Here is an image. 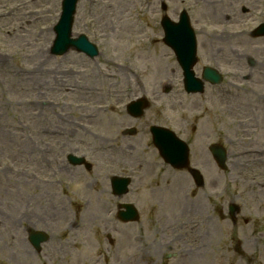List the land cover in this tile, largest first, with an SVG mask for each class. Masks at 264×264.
Segmentation results:
<instances>
[{
  "label": "rangeland",
  "instance_id": "1",
  "mask_svg": "<svg viewBox=\"0 0 264 264\" xmlns=\"http://www.w3.org/2000/svg\"><path fill=\"white\" fill-rule=\"evenodd\" d=\"M61 1L0 0V264H160L168 253L175 254L168 264H264V153H242L264 150V103L244 94L234 99L241 91L232 93L226 81L218 94L209 88L203 95L181 94L173 61L154 57L160 47L154 46V0H78L73 36L84 34L99 55L52 56ZM263 42L226 45L223 72H229V60L245 55L257 60L254 69L264 70ZM240 69L248 72L244 61ZM162 83L173 85L172 92L164 94ZM145 89L154 101L141 121L154 120L189 144L203 187L171 170L153 146L146 149L145 135L110 138L109 125H118L124 113L105 109L114 105L108 102L114 95L129 101ZM79 102L99 112L92 146L109 143L115 159L95 155L88 159L91 172L81 170L77 183L66 187L50 173L59 169L60 148L83 154L79 138L69 136L82 137ZM215 141L228 150L226 171L207 151ZM125 145L132 152L119 158ZM122 168L134 174L121 200L138 209L136 223L117 222V200L103 193L107 175ZM231 203L240 208L235 222L227 214ZM28 229L49 235L39 253L28 245ZM155 249L161 254L155 256Z\"/></svg>",
  "mask_w": 264,
  "mask_h": 264
},
{
  "label": "flooded vegetation",
  "instance_id": "2",
  "mask_svg": "<svg viewBox=\"0 0 264 264\" xmlns=\"http://www.w3.org/2000/svg\"><path fill=\"white\" fill-rule=\"evenodd\" d=\"M258 8H262L263 12H260V15L256 16L255 10ZM184 12L186 13L189 24L194 29L196 35L195 41L197 61L193 69L194 72L197 73L200 71L199 61L201 57L211 59L215 64H220L223 48L222 43H249L251 40V38L248 36L249 33L251 34L250 31L240 32L238 34L239 37L234 38L230 37L229 35H225L224 37L219 36L216 31L207 33L205 29L207 27L216 29L217 27H222L224 25H228L232 28L241 27L243 29L254 27L256 21L261 22L264 20V0H154V23L156 25L155 27L157 28L156 33H160V21L163 17H167L172 22H178L180 19V14ZM160 40H163L162 35L157 37L154 41L158 43ZM160 44L164 45L165 48L160 49L158 54L160 56H170L173 60H175L173 51L169 47L165 46L162 41ZM236 54L243 56L242 54ZM243 58L246 59V57H236V60L233 62L232 66L236 71H240ZM172 72H175V70ZM233 76L239 77V75ZM247 78L254 83V85L251 87L253 91L264 89V71L259 72L258 75H255L253 72H251ZM120 102L121 100H117V103ZM79 114L86 120V122H90L91 125L95 124V114L93 112L90 114L89 111H85L79 112ZM128 118L137 124V132L138 130H143L144 125L141 121H139L140 119H134L131 117ZM124 124L125 120L113 127L120 128ZM71 135V139L79 138L78 142H80L81 146L84 147L83 154H80L83 157L95 159L98 155H100L105 157L107 160L113 161V154H106L93 150V146L90 141L91 132L87 129L83 130L81 138L76 133H71ZM110 138H114V135ZM56 153L59 155L57 158L59 163L57 165L58 167L55 166V169L59 168V171L55 170V172L52 173L53 169H51L50 176L52 178L58 179L60 177L65 178L71 183H77L75 182L77 174L81 170L84 173L86 172L83 170V166H72L68 162V155L71 153L75 154V152H65L60 148V150ZM84 178L85 177H82V180Z\"/></svg>",
  "mask_w": 264,
  "mask_h": 264
},
{
  "label": "water",
  "instance_id": "3",
  "mask_svg": "<svg viewBox=\"0 0 264 264\" xmlns=\"http://www.w3.org/2000/svg\"><path fill=\"white\" fill-rule=\"evenodd\" d=\"M77 0H63L62 2V14L58 23L54 27L56 38L54 40L53 46L51 48V53L56 55H61L68 51L70 48H74L77 51L84 52L89 57H94L97 54L96 48L90 44L85 36L80 35L77 39H71V23L72 16L75 11V4ZM191 76V75H190ZM191 79V78H190ZM139 104V103H138ZM140 106L144 107V104L140 102ZM157 129H154V132H157ZM158 140V141H157ZM154 142L159 149L160 154L163 156L166 162H169L174 167H184L188 164V152L185 146L178 141L174 140L173 136L165 131H159L156 135L154 134ZM173 142V143H171ZM176 145L180 152L175 151L173 145ZM183 146V147H182ZM212 154L219 164L220 167H223L225 160V153L222 149H219L216 146L211 148ZM192 175L198 185L202 184V180L198 172L192 171ZM116 180V179H115ZM127 180H122L119 182V194H122L126 191ZM126 208V215L121 214V218L124 221L136 220L137 214L132 205H123ZM230 213L234 214L236 211L233 206H230ZM30 239L32 243L38 248L41 242L46 240V237L43 233L31 232Z\"/></svg>",
  "mask_w": 264,
  "mask_h": 264
}]
</instances>
